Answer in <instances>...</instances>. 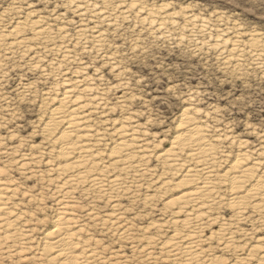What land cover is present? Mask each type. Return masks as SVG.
Instances as JSON below:
<instances>
[{
	"label": "rangeland",
	"instance_id": "1",
	"mask_svg": "<svg viewBox=\"0 0 264 264\" xmlns=\"http://www.w3.org/2000/svg\"><path fill=\"white\" fill-rule=\"evenodd\" d=\"M70 1L74 3V0H0V33L7 35V42L11 41L8 31L17 22L37 16L45 17L53 32L63 26L67 34L65 40L38 39L24 30L22 34L29 37L31 44L25 50L14 47L7 52V46L0 44L1 177L14 189L11 201L17 204L15 212L24 214L18 221L24 225L25 234L24 238L19 237L21 243L0 245V264H59L61 260L52 261L49 253L41 249L44 232L53 228L60 205L68 200L71 201L67 203V216L78 220L71 230L78 234L80 242L103 255L101 263L171 264L169 259L163 263L166 257L158 245L152 249L156 261L144 256L145 244L141 239L144 233L159 237L160 241L171 235L166 229L171 228V213L165 203L180 188L157 192L150 186L155 180H166L171 172L162 174L161 165L151 158L148 165L155 169L153 175L141 178L135 191L118 193L114 202L86 190L88 187L84 185L70 189L71 198H63L60 180L48 165L57 160L52 158L51 143L43 134L49 112L57 106V100L52 99L63 93L62 77L77 78L83 72L93 79V87L105 91L108 109L105 117L109 120L108 124L98 122V127L110 129L130 113L148 133L149 141L159 144L154 150L159 152L169 146L182 111L198 109L201 121L214 128L212 134L230 131L236 140L246 142L238 146L223 140L224 146H219L230 156L221 163L219 172L235 160V154L261 150L260 157L264 159V57L257 64L246 45L242 62H224L223 58L229 54L236 28L240 29L244 42L253 31L264 37L261 7L264 0H144L149 6L176 13V25L168 24L166 34L144 24L136 10L127 6L130 0H89L111 15L112 24L92 17L89 11L78 15L68 6ZM123 10L125 14L120 13ZM187 15L207 21V29L201 32L190 27ZM92 26L105 37L101 48L93 47L91 42L85 48L77 43V30L84 28L90 35ZM218 33L228 40L223 48L215 44ZM55 43L66 45L76 62H59L61 54L49 49ZM79 67L83 71L75 73ZM122 96L123 107L118 102ZM23 153L30 154V160H22ZM22 161H26L24 165ZM221 191V201L210 211L215 220L204 223L200 229L203 248L211 250L223 264H256L241 259L254 244L264 242V218L249 211L250 215L247 213L248 217L238 223L230 209L228 190L222 187ZM153 221L164 224V230H155ZM219 222L233 224L230 228L237 244L225 248L224 239L214 235L220 229ZM122 229L131 232L126 239L119 235Z\"/></svg>",
	"mask_w": 264,
	"mask_h": 264
},
{
	"label": "bare ground",
	"instance_id": "2",
	"mask_svg": "<svg viewBox=\"0 0 264 264\" xmlns=\"http://www.w3.org/2000/svg\"><path fill=\"white\" fill-rule=\"evenodd\" d=\"M68 6L80 16L89 11L92 17L101 18L105 23L112 24L111 15L103 9H99L89 0H74V3L70 1ZM127 6L136 10V14L144 24L156 28L162 34H166L168 24L176 25V13L164 10L163 7L149 6L144 0H130ZM125 12L126 10L120 11L121 14H125ZM44 20L45 17L37 16L35 19L25 18L24 21L17 22L8 31L11 41L7 42V35L0 33V44L7 46V52H10L14 47L25 50L31 44L29 37L22 34L24 30H29V33L38 39L61 37L65 40L67 38L63 26H60L57 32H53L52 25ZM186 22L190 27L201 32L207 29V21L198 19L194 15H187ZM95 27H91L92 34L90 35L86 33V29H78L76 32L77 43L83 44L85 48L86 44L91 42L93 47L101 48L105 44V37ZM239 30L236 28L235 38L229 44V54L223 56L224 62L233 61L236 64L242 62L247 45L253 60L257 64L262 63L264 37L253 31L247 34L248 38L244 42L241 40ZM221 37V34L218 33L215 44L223 48L228 40ZM49 49L61 54L59 62L71 64L77 60L66 45L55 43ZM79 71L82 72L83 68L79 67L75 73ZM42 72L45 74V69L42 68ZM82 74L84 75H79L77 78L68 77V75L62 77L60 81L63 93L56 99H52L57 100V106L50 110L47 121L44 123L45 129L43 128L45 132L43 134L51 143L52 158L57 160L55 164L49 163L48 165L52 166L51 170L55 171L60 180L58 182L61 183L59 191L63 198H71L70 189L84 185L88 187L86 190L89 189L92 193L94 191L114 202L116 201L114 197L118 193L128 190L135 191L139 187L138 182L141 181V178L153 175L155 169H150V165H148L150 159L153 158L157 164L161 165L164 171L162 174L167 175L166 172H171L168 178H164L166 180L158 181V179L153 181L155 183H150L153 190L167 192L172 187L180 188V190L165 203L171 213L169 219L171 228H166L169 230H167L168 232H171V235L160 241L159 237L158 240L152 234L144 233L141 238L145 244L144 256L156 261L157 258L153 256L155 254L152 249L154 245H158L160 252L166 257L163 263H167L166 261L169 259L171 264H223L220 258H215L210 253V249L207 252V247L203 248L204 239L200 233L201 226L214 218L210 211L215 204L221 201L222 191H224H221L222 187L229 192L228 202L237 222L245 220L248 217L247 213L250 215L249 211L255 213L257 218L259 216L264 218V159L260 157L262 151L235 154V160L226 165L227 168L223 172H219L221 163L224 164L227 157L230 156V153H224L219 146L222 145L223 140L238 146H243L242 144L246 142L236 140L229 134L230 131L223 130L216 133L217 135L212 134L214 128L201 121L199 110L191 111L188 108L180 114L175 128L176 133L169 146L155 152L154 150L158 149L159 144L156 145L149 141L148 133L141 128L130 113L123 117L119 123H116L115 120L116 124L110 129L105 126H103L105 128L98 127V122L107 123L109 120L105 117L108 110L104 98L105 91L93 87V79L85 76L83 72ZM118 99L119 105L121 104L123 107V96ZM217 130L221 131L222 129ZM29 156L30 154L23 153L21 159L28 161L30 160ZM24 162L21 165H24ZM1 175L3 174L0 169V245L8 242L21 243L19 237L25 235L22 233L24 225H20L18 219L22 212H15L17 206L15 208L14 205L17 204L13 200L11 201L14 189L11 188L12 185L9 182L4 181ZM176 175L178 177H174ZM70 201L61 203L53 228L44 232V244L41 250L43 253L47 251L52 261L53 259L61 260L59 264H103L100 262L103 255L96 252L97 249L93 250V247L91 249L90 245L89 248L87 244L83 243L84 241L80 242L78 234L71 230L78 220L67 216L69 213H67L69 209L67 203ZM221 203L223 204V202ZM230 223H220L219 231L213 232L221 240L224 239L225 248L237 244L234 231L230 228L233 224ZM115 224L116 221L112 223L114 226ZM234 224L236 225V223ZM151 225L157 231H163L165 227L158 221H153ZM118 227L120 228V226ZM129 229L131 228L129 227ZM113 230L115 229L113 228ZM127 230L123 231L122 229L123 232H119V235L126 239L131 233ZM24 231L27 232L28 229ZM243 259H246L245 262L264 264V242H257L250 247L245 258L243 257L241 260Z\"/></svg>",
	"mask_w": 264,
	"mask_h": 264
},
{
	"label": "snow or ice",
	"instance_id": "3",
	"mask_svg": "<svg viewBox=\"0 0 264 264\" xmlns=\"http://www.w3.org/2000/svg\"><path fill=\"white\" fill-rule=\"evenodd\" d=\"M133 7H135V5H133ZM261 7L264 8V4H262Z\"/></svg>",
	"mask_w": 264,
	"mask_h": 264
}]
</instances>
